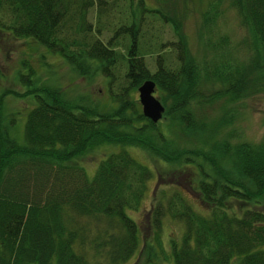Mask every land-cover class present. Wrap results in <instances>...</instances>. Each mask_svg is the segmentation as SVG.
<instances>
[{
    "label": "trees",
    "instance_id": "trees-1",
    "mask_svg": "<svg viewBox=\"0 0 264 264\" xmlns=\"http://www.w3.org/2000/svg\"><path fill=\"white\" fill-rule=\"evenodd\" d=\"M156 1L0 0L1 33L37 42L82 77L100 74L112 102L103 113L76 105L59 86L29 71L20 83L28 84L35 107L19 143L12 134L17 121L2 111L11 92L1 95L0 264H124L138 252L139 263H149L164 251L166 220L183 230L169 240L173 264H264V211L257 206L264 196V141L233 144L231 137L219 142L204 136L206 143L195 114L220 94L230 103L264 94V0H230L247 29L251 58L218 77L222 90L208 98L184 33L187 11ZM166 25L175 42L161 40ZM146 57H156V71ZM148 81L156 84L161 102L176 105L173 122L197 138L191 139L194 146H178L144 116L136 93ZM107 144L121 150L102 160L90 180L76 160ZM129 148L191 172L202 210L186 191L163 190L148 216L152 235L142 242L141 227L129 213L142 210L154 174Z\"/></svg>",
    "mask_w": 264,
    "mask_h": 264
},
{
    "label": "rangeland",
    "instance_id": "rangeland-1",
    "mask_svg": "<svg viewBox=\"0 0 264 264\" xmlns=\"http://www.w3.org/2000/svg\"><path fill=\"white\" fill-rule=\"evenodd\" d=\"M167 1L172 2L169 10L181 8L183 12L187 11L188 15L183 21L184 33L191 53L199 62L198 83L202 94H205L204 98H208L213 92L220 93L222 86L217 82V79H221L218 77L232 74L237 67L249 63L251 58L247 29L241 25L237 11L230 0H190L191 3L187 5L181 3V6L180 4L177 6L173 0ZM147 2L152 5L158 4L156 0H147ZM94 16L95 11L92 10L90 19L93 20ZM174 34L171 25L159 30L160 38L164 42L173 40L175 42ZM102 37L103 41L107 42L110 35L104 33ZM155 59L156 57H146L145 60L151 70L156 71ZM29 71L34 72L35 77L41 82L59 86L64 96L76 105L93 106L96 112L101 113L112 107L109 84L100 74L82 77L75 73L64 58L50 53L37 42L16 40L13 36L0 32V97L5 92H11L3 99L2 111L7 119L17 121L12 134L19 143L24 142L26 120L35 107L33 99L27 96L28 84L20 83L21 76H27ZM139 96L137 92L136 98L142 109ZM155 97L159 100L160 94L157 91ZM161 103L165 112L158 122L160 129L164 130L178 146H194L195 140L191 139L197 138L190 133L187 134L188 132L179 122H173L174 118L178 119L176 105L169 100ZM183 114L184 112L181 115ZM195 114L201 127L205 126L201 134L203 138L208 136L220 142L231 137L230 141L233 144L245 142L260 144L264 141V94H257L234 103L228 102L226 96L220 94L213 102L200 104ZM208 137L204 138L206 140L204 142H209ZM120 150L121 147L118 145L107 144L76 161L92 180L100 162ZM128 152L138 162L150 168L154 174L142 210L129 213V216L141 227L142 242L152 235L148 216L155 203L156 194H160L163 190L186 191L189 201L196 209L202 210V204L195 194L196 184L191 181L193 177L191 172L186 170L182 173L181 168L178 170L175 166L163 164L156 157L139 148H129ZM257 202L259 209L264 211V196ZM181 227L176 222L165 221L163 232L165 248L164 251L158 252V259L154 260L156 264H173L169 240L182 235ZM140 253L138 252L134 258L124 264H155L153 260H149V263L144 260L139 263ZM100 264H108V262L102 260Z\"/></svg>",
    "mask_w": 264,
    "mask_h": 264
},
{
    "label": "water",
    "instance_id": "water-1",
    "mask_svg": "<svg viewBox=\"0 0 264 264\" xmlns=\"http://www.w3.org/2000/svg\"><path fill=\"white\" fill-rule=\"evenodd\" d=\"M155 91L156 84L152 81L145 82L138 90L144 116L157 124L163 118L165 108L155 97Z\"/></svg>",
    "mask_w": 264,
    "mask_h": 264
}]
</instances>
